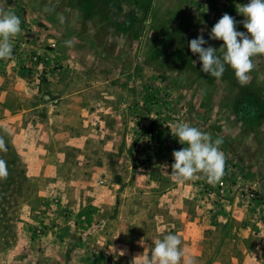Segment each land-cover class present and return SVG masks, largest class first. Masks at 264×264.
I'll return each mask as SVG.
<instances>
[{"label":"rangeland","instance_id":"1","mask_svg":"<svg viewBox=\"0 0 264 264\" xmlns=\"http://www.w3.org/2000/svg\"><path fill=\"white\" fill-rule=\"evenodd\" d=\"M248 2L0 0L22 21L0 60V264H132L169 232L197 264H264V56L241 86L189 48L219 49L224 13L246 32ZM181 121L223 140L219 183L172 181Z\"/></svg>","mask_w":264,"mask_h":264},{"label":"clouds","instance_id":"2","mask_svg":"<svg viewBox=\"0 0 264 264\" xmlns=\"http://www.w3.org/2000/svg\"><path fill=\"white\" fill-rule=\"evenodd\" d=\"M236 10L245 18L240 23L246 32L238 31L235 18L224 13L209 35L212 40L223 41L222 46L219 49L204 47L207 41L201 34L189 42V48L193 54H198L202 72L219 79L228 66L237 82L246 86L256 67L254 58L264 56V0H249L247 4H238ZM21 23V18L11 8L0 5V60L13 58L12 41L21 33ZM65 44L71 47L72 41ZM168 127L172 136L184 145L172 152L174 162L168 173L172 181L182 185L202 178L210 185L219 183L226 172V156L220 147L223 140H213L211 134L183 121ZM0 150H6L3 137H0ZM168 167L165 165L166 170ZM8 174L7 162L0 159V180L6 179ZM185 256L181 238L169 232L153 241L147 255L135 256L132 264H197L194 257L185 259Z\"/></svg>","mask_w":264,"mask_h":264}]
</instances>
